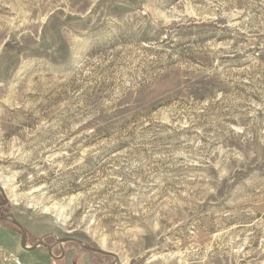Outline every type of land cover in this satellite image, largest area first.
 Returning a JSON list of instances; mask_svg holds the SVG:
<instances>
[{
	"label": "rangeland",
	"instance_id": "obj_1",
	"mask_svg": "<svg viewBox=\"0 0 264 264\" xmlns=\"http://www.w3.org/2000/svg\"><path fill=\"white\" fill-rule=\"evenodd\" d=\"M0 185L26 246L264 264V0H0Z\"/></svg>",
	"mask_w": 264,
	"mask_h": 264
},
{
	"label": "water",
	"instance_id": "obj_2",
	"mask_svg": "<svg viewBox=\"0 0 264 264\" xmlns=\"http://www.w3.org/2000/svg\"><path fill=\"white\" fill-rule=\"evenodd\" d=\"M0 195H2L3 197V201H0V205H4L6 203H8V199L6 197V195L4 194V191H3V187L0 185ZM0 220H8L10 223H13V224H16L19 229H20V247L22 250H29V251H32V250H35L38 246H42V245H45L47 246V244L43 241V238L41 240H39L38 242L32 244V245H27L26 246V231L24 229V227L22 226V224H20L16 219H15V215L13 213H9L5 216H0ZM64 241H74L76 243L79 244L80 247H82L83 249H88L90 251H93L97 254H100V255H109V256H112L113 257V260L109 263V264H115L117 263L118 261V256L115 255L114 253L110 252V251H106L104 249H100V248H97L95 246H92L88 243H83L80 239H78L77 237H62V238H57L56 240V243H62ZM48 247V246H47Z\"/></svg>",
	"mask_w": 264,
	"mask_h": 264
},
{
	"label": "flooded vegetation",
	"instance_id": "obj_3",
	"mask_svg": "<svg viewBox=\"0 0 264 264\" xmlns=\"http://www.w3.org/2000/svg\"><path fill=\"white\" fill-rule=\"evenodd\" d=\"M0 201H3V198L1 197L0 198ZM7 204L8 203H6V204H4V205H0V216H5V215H7V214H9V213H11V212H9V211H6L5 210V207L7 206ZM13 213V212H12ZM16 219V218H15ZM17 220V219H16ZM0 222H3L4 224H8V225H10L11 227L13 226L15 229H17L18 231H19V233H20V229H19V227L16 225V224H13V223H10L8 220H0ZM5 230H7V227H5ZM26 231V230H25ZM20 237V236H19ZM26 238H27V232H26ZM27 240V239H26ZM43 241L47 244V246H45V245H43L44 247H45V249L47 250V252H48V257L50 258V259H59V260H63L64 259V249H63V247H62V243H64V242H66V241H64V242H62V243H56V239L54 240V241H52V242H49V241H47V240H45V238H43ZM76 243V242H75ZM19 245H20V241H19ZM76 245L78 246V247H80L79 246V244L78 243H76ZM21 248V247H20ZM82 248V247H81ZM58 249V254L57 255H54L53 254V252L52 251H54V250H57ZM82 250H84V251H90V250H86V249H83L82 248ZM22 251H24V252H32V251H34V250H32V251H29V250H27V251H25V250H22ZM91 252H93V251H91ZM95 253V252H94ZM72 264H75V256H73V260H72Z\"/></svg>",
	"mask_w": 264,
	"mask_h": 264
},
{
	"label": "trees",
	"instance_id": "obj_4",
	"mask_svg": "<svg viewBox=\"0 0 264 264\" xmlns=\"http://www.w3.org/2000/svg\"><path fill=\"white\" fill-rule=\"evenodd\" d=\"M23 253H24L25 256H26L28 253H29V254H32V255L35 254L34 251H32V252H28V253H27V252H23ZM21 256H23V255H21Z\"/></svg>",
	"mask_w": 264,
	"mask_h": 264
}]
</instances>
